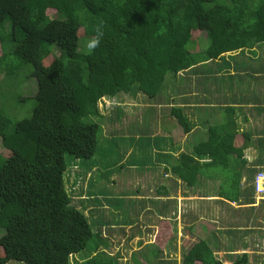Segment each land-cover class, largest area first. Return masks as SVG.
<instances>
[{
    "label": "trees",
    "instance_id": "1",
    "mask_svg": "<svg viewBox=\"0 0 264 264\" xmlns=\"http://www.w3.org/2000/svg\"><path fill=\"white\" fill-rule=\"evenodd\" d=\"M100 20L105 22L100 46L92 53L82 50L81 42L94 35L93 25ZM201 32L207 39L200 43L203 50L196 44L194 52L190 46ZM261 45L264 0H0L3 83L21 74L37 82L30 117L17 119L10 108L0 109V264H70L71 257L83 251L90 255L81 264H119L122 250L114 256L106 252L113 251L109 239L116 222L107 228L99 217L108 211L103 201L119 211L125 205L121 199L131 196L92 191L99 166L88 162L99 150L104 121L100 101L135 91L154 100L182 73L198 74L197 64L226 59L234 52L231 59L245 62ZM225 59L221 71L234 67ZM205 72L212 74V66ZM29 99L20 97L23 106ZM234 109L226 107L223 114L232 119ZM167 111L184 135L193 130L184 109L172 106ZM230 124L209 126L205 140L174 158L172 174L188 190L200 187L212 169L231 170L236 191H241L245 172H251L249 179L255 182L259 171L247 168L245 156L252 135L242 133L241 138L235 123L233 130ZM150 131L138 133L144 137ZM239 139L241 146L235 144ZM224 183L219 195L232 209L230 202H238L241 195L221 191ZM133 211L139 212L136 206ZM167 225L161 222L160 228ZM250 233L234 234H242L236 245L246 251L235 260L231 251L226 261L217 257L211 244L201 240L183 255L181 264H251L257 253L249 250L247 237L244 240ZM158 241L164 246L169 239ZM137 253H132L134 263L144 264Z\"/></svg>",
    "mask_w": 264,
    "mask_h": 264
},
{
    "label": "crops",
    "instance_id": "2",
    "mask_svg": "<svg viewBox=\"0 0 264 264\" xmlns=\"http://www.w3.org/2000/svg\"><path fill=\"white\" fill-rule=\"evenodd\" d=\"M200 51L197 50V52ZM255 51L256 54H254L253 59L249 57L250 60L245 62H242L245 59L243 60L241 58L231 59V57H233L232 55H236L237 52L232 53V55L228 58L226 57V59L224 58L225 61L229 63V66L230 64L234 66L233 68L231 67L230 70L228 67L226 71H221L224 59L215 62H207L204 65L197 64L194 70H198V74H190L189 72L182 73L179 78L177 77L178 80L171 82L175 84L179 80H183L182 76L185 74L193 75V78L196 80L195 86L192 88L190 94H183L186 100L182 105H174L171 103L168 105L170 107L176 106L184 109L185 114L193 123V130L189 134L184 135L173 118H171V126L173 128L168 131L165 130L164 133L162 131H151L150 136L142 137L136 133L128 132L124 134L121 132L115 145L116 148L114 151L111 149V153L119 150L123 144H127V142L130 141V146L126 148V156H135V160L130 163V168L138 170L136 175L137 179L134 182L137 195L131 196V198L133 197L136 201V208L139 211H133L131 219H129V212L121 210L124 216L127 215L128 222L124 223V218L119 219V222H122V226L117 227V230H119V233H117L120 237H123L118 239V241L121 240L118 244L123 245L122 251L129 248L128 251L131 252L133 249L132 243L136 240V246L139 247L140 250L145 249L144 247L146 245L152 244L147 247V253L143 256V260L149 256L148 250L155 252L158 250L162 252V254L156 255L157 257L155 259H150L148 264H179L176 260H172L167 252L170 244L176 239L174 230H178V227L182 226L185 231V236H187V231L191 230L194 225L198 226L200 220H204L200 219L197 223L194 222L195 219L200 218V212L206 211L203 206L206 203H213V206L217 205L220 210H222L224 206L228 209L225 203L229 201L221 197L219 191H216L214 195H209L207 190H205V192H201L202 195H199L197 192L190 189L191 191H184L183 194H177V189H182L181 185L183 184L181 181L174 178L171 170V164H173L174 158H178L182 153H188V150H192V146L196 145L198 141L207 138L209 126L230 124L232 121L231 118H227L226 114H223L226 113V107L235 108L232 119L234 121L233 123H235L234 130L237 131L238 136L242 138V133L252 135L249 145L245 148L247 168L249 170H257L264 173V45L257 46ZM259 62L260 64H258ZM211 66L212 74L205 72ZM245 66L247 69H245ZM229 75L233 78L230 79ZM227 76L229 77L228 81L226 78ZM219 78L221 79L220 83L217 81ZM214 79H216V82H214ZM186 82L190 83V79H186ZM171 83L169 84L172 85ZM185 89L187 88L185 87ZM167 91H169V89ZM160 106L163 105L160 104ZM155 108L161 107L156 105ZM187 108L189 109L187 110ZM168 114L167 116H169ZM177 132L181 133L184 138L181 143L176 142ZM162 135H165L163 139H161ZM240 141L241 139L235 142V144L241 146L243 142L241 141V143ZM132 146L139 147L138 154H131V152L128 151ZM110 147H113V145ZM124 160L125 159H123L120 164H128L124 162ZM150 171H152V179L147 175ZM157 171L159 173H157ZM70 172L73 173L72 170ZM144 173L147 176H144ZM249 174H247V172L244 173L240 185L241 191L239 194L241 197H239L238 202H230V207H233L235 210L236 208L237 210H248V212L243 211L242 213L245 215L250 213V215H246V217L241 216L247 219V224L244 223L241 227L231 229L232 223L229 225V230L234 232L232 234L236 233L238 235V232L243 230L242 227H246L253 232V229L257 226L255 227L252 225L250 221H254L255 219L256 222L259 221L257 220V215L264 203V193L259 195L255 192V189L253 190L254 179L250 180ZM211 176L212 175L208 173V176L201 180L200 187L206 188L211 181H214L215 179H210ZM221 182L219 183L221 184ZM142 185L155 187L156 198H147L145 195L146 191L141 192V190L144 189ZM252 190L253 195L251 194ZM255 195H257L256 200L254 199ZM124 198L128 199L129 197L124 196ZM145 198L149 199V201L144 202ZM212 198L215 199L211 200ZM192 199H197V201H195V203L198 204L196 209L194 205L185 206L192 201ZM108 202L103 201L104 209H111ZM249 207L257 208V211L252 212ZM232 216L234 217V214H232ZM138 218H141L139 231L135 232L134 236L131 237L132 231L135 230V226L132 227L130 222L133 220L137 221ZM159 221L165 222L168 225L160 228L161 222ZM186 225L187 227L185 228ZM121 230H125V234L121 233ZM217 230L221 232H216L213 237L201 240H205L211 245H217V250H219L222 249L220 243H223L221 242V237H226L230 245L232 234H227L228 230L224 231L220 228H217ZM222 231L225 232L223 236H216L219 233H223ZM180 233L181 238H184L182 230ZM241 236L242 234L240 237ZM160 237L167 238L169 241L163 246V243L158 241ZM124 243L128 244V247H124ZM151 246L155 249L152 250ZM241 248L242 247H240V249ZM226 250H228V248ZM132 253H134L133 250L130 254L131 256ZM225 258H227V254ZM141 262L143 263L144 261Z\"/></svg>",
    "mask_w": 264,
    "mask_h": 264
},
{
    "label": "rangeland",
    "instance_id": "3",
    "mask_svg": "<svg viewBox=\"0 0 264 264\" xmlns=\"http://www.w3.org/2000/svg\"><path fill=\"white\" fill-rule=\"evenodd\" d=\"M196 35V34H195ZM197 42L194 44H191L190 48L193 49L195 52L196 44L198 45V48L200 50H203L202 43L206 39V33L201 32L200 34L196 35ZM89 39V38H88ZM88 39H84L85 41L81 42V49L86 50L85 44L88 41ZM201 39V40H199ZM199 40V41H198ZM201 43V44H200ZM206 43V41H205ZM84 46V47H83ZM56 55H60V52L58 50L53 51ZM0 55H1V49H0ZM47 59H51V56ZM46 59V60H47ZM260 64V62L258 63ZM32 69L31 66H24ZM19 72V71H18ZM17 72V73H18ZM26 74L19 75V79L15 81H5V84L3 81L6 79V77L3 74H0V109H9V112L13 113L14 116H16L17 119H21L24 117H30L32 114V108L34 107V96L37 92V82L33 78L25 77ZM25 77V78H24ZM193 75L185 74L182 76L183 80H179L175 84L170 85L169 91H167L162 96L159 95L156 99L152 100L149 99L146 95L140 93L139 91H135L133 94H120L118 97L114 98H108L103 99L102 103V109H100V114L104 116V121L102 123V133L99 137V150L96 156L93 158V160L89 161L88 164L90 165H98L99 166V172L95 173V181L93 192L95 193H102L104 195H112V196H136L137 195V189L134 185V182L137 179V173L138 170L131 169L130 166L133 160H135V156H126V148L130 146V141L127 142V144H123V146L116 150L115 152L111 153V149L114 151L116 148V142L118 141V138L122 133L126 134L128 132L136 133L139 136H142L138 131L142 132L146 129H151V131L155 132H165V130H171L173 127L171 126V117L167 116V107H170L168 105L174 104V105H182L186 98L183 97V94H190L192 88L195 86L196 80L193 78ZM186 79H190V83L186 82ZM185 87L187 89H185ZM28 97L27 104L25 106L22 105V101H20V97L25 98ZM163 105V106H160ZM153 105H159L162 109H165L161 112H159V108H152ZM189 108H187L188 110ZM167 112V113H166ZM190 114V113H189ZM21 115V117H18ZM232 124H233V119ZM231 129L233 130V127L231 126ZM150 131V132H151ZM151 135V134H150ZM150 135H144V137L150 136ZM165 135L161 136V139H163ZM183 136L181 133L177 132L176 136V142L181 143L183 140ZM243 144V143H242ZM113 145V147H110ZM131 152V154H138L139 147L132 146L128 150ZM0 152H3L2 148V142L0 139ZM177 156V155H176ZM124 160V162L128 163L126 165L120 164L121 161ZM108 169V170H107ZM106 171V175L102 174V172ZM157 173H159L157 171ZM208 173L210 175H213L215 178L214 181H211L206 188L203 187H195L194 192H197L199 195H202L201 192H205L207 190L209 195H214L216 191H219L220 183L225 179V183L222 185L221 191H224L227 194H232L234 191V194H239L240 189L238 187V190L236 191V182L233 180V174L231 170H222L217 169L209 170ZM149 178L152 179V171L147 173ZM144 173V176H147ZM154 177V176H153ZM150 183V182H149ZM207 183V182H206ZM205 183V185H206ZM149 185V184H148ZM143 186L144 189L141 190V192L146 191V197L149 199L156 198V189L155 187L149 186ZM204 185V187H205ZM241 185V182H240ZM182 189H177V194L182 193L184 191H191L188 190L184 185H181ZM254 190V185H253ZM253 190L251 191V194L253 195ZM256 196L254 199L256 200ZM145 198L144 202L149 201V199ZM215 198H212L213 200ZM197 199H192L188 204L185 206H193L195 209L197 208V203H195ZM113 203H120V200H114ZM214 202V201H211ZM121 203H124L125 205L121 206L122 210L125 208L129 211L128 218L131 219V216L133 214V209L136 206V201L132 198L128 199H121ZM120 205V204H119ZM205 208L204 212H200V218L195 219L194 222L197 223L200 219L198 226L194 225L193 228L186 232L187 236H185V231L182 226L178 227V230H174L175 233V240L170 244V246L167 249L168 255L172 260H176L179 264L182 261L183 255L188 252V250L199 240L201 239H207L210 237H213L216 232H221L217 230V228H220L221 230L227 231L229 230V225L232 223V228L241 227L244 223L247 224V219H244L241 216H245L243 214V211L248 212V210L245 209H238L236 210L232 207V209H227L226 206L222 208V210L219 209V207L216 205L213 206V203H206L203 205ZM228 207V205H227ZM140 208V206H139ZM234 214V217L232 216ZM100 222L107 224V228H110L113 223H115V231H112V234L110 236V247H113V251H106L108 254L114 256L115 253L120 249H123V245L118 244V239H121L123 237H120L119 234L116 232L117 227L122 226V222H118L119 219H123L124 215L121 210L116 211L115 209H109L108 211H105L103 215L100 217ZM140 219L136 222H134L135 227H138L140 224ZM257 222L250 221L252 225H254L256 228L253 229V232L250 233L248 236L247 234L244 236V240L247 237V241H249V250L253 251V253H257V256L250 260L251 264H264V203L262 208L259 210L257 215ZM94 231L98 232L95 228H97L96 224L93 225ZM187 225L185 226V228ZM203 227V228H201ZM243 230H248L246 227H242ZM182 230L184 234V238H181L180 231ZM223 233H217L216 236H223L225 232ZM179 232V235H178ZM3 230H0V236H2ZM232 234V233H231ZM232 236L231 244L229 245V241L226 237H221L220 245H222V249L217 250V245H209L211 249L214 250L215 255L224 261H226L227 258H225L227 252L231 251L235 256L233 257L234 260L237 259L238 256H241L244 254L245 248L243 249L242 245L238 244V236L235 237L234 234ZM107 237H109L107 235ZM127 243V242H126ZM124 243V247H128ZM136 240L132 243L133 245V251L138 252L136 256L141 261H144V264H148L150 259H154V255L162 254V252H159L158 250L150 251L148 250V257L144 258L143 256L147 253V247L149 245H146L144 248L141 249L136 246ZM92 244H90L91 246ZM229 246V247H228ZM152 247V250L155 249ZM240 247H242L240 249ZM228 248V250H226ZM112 250V248L110 249ZM124 249L122 251V256L119 258L120 262L119 264H135L133 261L132 256L130 255L131 252ZM140 250V251H139ZM223 253V254H221ZM90 255V251H83L79 253L78 255H74L71 257L70 264L75 263L77 261L80 262L86 261L87 257ZM7 264H22L20 262L16 261H10ZM198 264V263H197Z\"/></svg>",
    "mask_w": 264,
    "mask_h": 264
},
{
    "label": "clouds",
    "instance_id": "4",
    "mask_svg": "<svg viewBox=\"0 0 264 264\" xmlns=\"http://www.w3.org/2000/svg\"><path fill=\"white\" fill-rule=\"evenodd\" d=\"M104 28H105V22L103 20H100L95 25H93L92 30L94 32V35H92L85 44V47L89 53L94 52L100 46L101 41H102L104 34H105ZM103 99L107 100L108 98L104 97ZM103 99L99 103V107L101 109H102ZM254 189H255V186H254ZM255 192H256V189H255ZM263 193H257V194L261 195Z\"/></svg>",
    "mask_w": 264,
    "mask_h": 264
},
{
    "label": "built area",
    "instance_id": "5",
    "mask_svg": "<svg viewBox=\"0 0 264 264\" xmlns=\"http://www.w3.org/2000/svg\"><path fill=\"white\" fill-rule=\"evenodd\" d=\"M254 186L257 193H263L264 192V173L259 172L258 175L255 178Z\"/></svg>",
    "mask_w": 264,
    "mask_h": 264
}]
</instances>
